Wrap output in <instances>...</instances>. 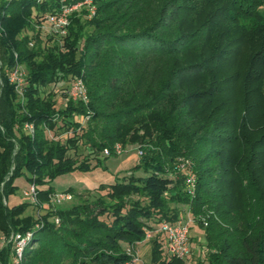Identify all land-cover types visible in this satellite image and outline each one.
<instances>
[{
	"label": "trees",
	"instance_id": "obj_1",
	"mask_svg": "<svg viewBox=\"0 0 264 264\" xmlns=\"http://www.w3.org/2000/svg\"><path fill=\"white\" fill-rule=\"evenodd\" d=\"M81 1L0 0V232L25 231L36 221L31 212L24 213L29 202L5 204L17 189L14 179L22 176L33 184L44 209L39 213L43 225L34 230L21 264H62L68 258L74 264H124L130 256L120 242L134 250L149 224L183 218L180 205L194 217L210 212L203 217L204 226L195 222L204 240L197 264H264V229L242 227L264 221V208L253 207L258 220L236 227L243 208L228 209L222 193L227 184H245L253 191L242 200L264 203V188L256 186L264 184L259 181L264 178L262 164L250 151L264 150V127L249 143L247 157L240 153L247 122L264 119V0H165L142 21L132 11L139 2L91 0L95 13L86 24L90 33H82L72 17L63 37L32 26ZM214 33L225 61L237 60L240 71H226L201 89L189 88L193 80L214 76L223 59L200 53L181 63V54L200 50ZM160 62L167 63L163 76L154 72L153 63ZM15 67L23 73L21 96L9 81ZM74 77L84 84L86 105L57 94ZM57 81L64 85L53 91ZM223 84L237 90L240 110L220 99ZM87 111L91 115L81 122ZM114 144L136 146L141 155L112 184H99L94 195L71 186L54 190L56 176L106 171L104 162L114 156L101 152ZM177 157L193 163L192 193L180 179L164 177L165 166ZM57 192L79 200L51 206L50 196ZM221 214L231 224L212 218ZM192 228L189 239L195 237ZM149 241L146 264H184L164 254L160 236ZM8 249H0L1 260Z\"/></svg>",
	"mask_w": 264,
	"mask_h": 264
},
{
	"label": "rangeland",
	"instance_id": "obj_2",
	"mask_svg": "<svg viewBox=\"0 0 264 264\" xmlns=\"http://www.w3.org/2000/svg\"><path fill=\"white\" fill-rule=\"evenodd\" d=\"M164 1L165 0H142V2H141L140 0H132L131 1L132 4H134V3L136 4V2H139V5H137V8H138L137 11L135 8L136 6L135 5L132 6V11L135 12L134 17L137 18L139 21L149 19V17H152L151 15L153 14V12L157 8L161 7L164 4ZM76 4H80L79 7L77 6L75 8L74 7L72 8V6H75ZM68 7H71V9H72L68 13V16H67L68 17L67 18L68 25L71 21L69 18L72 17V22L75 19L79 20V23L82 26L81 27L82 33L92 32L91 27L89 25L88 26L86 25L89 22V20L94 16V13H95V5L92 3V1L91 0H83L81 2L71 4ZM40 23H41V21H38V20L33 21L32 26L34 27V29L38 30L39 25H41ZM68 25H67V28H68ZM67 28H66V30H67ZM72 28L75 29L74 26ZM201 33L204 34V32H201ZM44 34L49 35L48 33H45V32H44ZM51 35L57 36L56 34H51ZM51 35H49V36H51ZM52 38H54V37H52ZM219 41H218V43H216V37H215V33H214V34L210 35L208 38H206L205 46L202 47L200 50H198V51L191 50L188 53H182L181 54V58H180L181 63H185L187 61H190V60L196 58L198 56V54H200V53H202L203 58L208 57L210 54H212V55L218 54V56H220L223 59V60H219L218 63L216 64V68L213 72L214 76H212V77L210 76L209 78H200V79L193 80L192 83H194V84L188 83L189 88L191 86V87L196 88V89H201L202 87H205L206 85H208V83H210L213 80L218 81V78L220 76H222V74L223 75L227 74L226 71H229L231 73V72H235L234 70H239V66H238L239 62L237 60L234 64L228 63L227 61H225V60H227V59H225L226 55H222V52H224V49H223V46L220 47L221 44ZM54 42L58 43V39H54ZM50 43L51 42H49L47 45L50 46L51 45ZM213 45H216L217 47L213 48L212 47ZM166 66H167V63H163V62H160L159 64L153 63V67L155 68L154 72L157 71V74L159 76H163V74L166 70ZM221 88H223V94L221 95L220 99L225 100V103H227L229 105H231V104L234 105V103H235L236 106L238 107V109L240 110L241 109L240 96H239L237 90L235 89V87L233 88L232 86L230 87V85H224L223 84ZM86 114L87 115H85L84 117H87V119H88L89 115H91V112L87 111ZM263 127H264V119H259V120L256 119L254 122H250L249 124L247 122L246 133H245L246 140L244 142L245 148L244 147L241 148L243 150V152H240V150H239V152L241 154L244 153L246 156V154L248 153L247 149L249 147L248 146L249 143L253 142L255 139H257V137L263 132V129H262ZM130 147L131 148L129 150H125L120 155L114 156V157H109V158H123L126 154L131 153V154H134V156L136 158V162H137L139 157H137L136 152L138 150L134 149L135 147H133V146H130ZM81 148L82 147H80L79 149L83 150ZM255 148L256 149H252L250 147V151L255 153L256 159L258 158L260 160V162L262 164V171L264 173V150H263V148L259 149V147H255ZM244 149H246V153L244 152ZM209 163H207V164H209ZM180 165L183 166L182 169L179 168ZM192 168H193V163H192L191 159L185 158V157H177L174 159V161L171 164L165 166V168H164V170H165L164 175L165 176L164 177L167 178L168 180L180 179V183L183 184V187L187 189V187L185 185L186 183L184 182L185 174L189 172L190 174L193 175V169ZM94 170H95L94 173H97V174H99L100 171H102L101 169H94ZM94 170L89 171L88 174H90V173L93 174L92 172ZM136 174L138 175V174H140V172L138 171ZM119 175H117V176H119ZM76 176H78V175L73 174V173H67V174L56 176L52 180L51 185L53 186L55 191H60L64 188H66L67 186H72L73 188H77L80 184H78V180H77ZM87 176H89V175H87ZM262 180L264 181L263 176L260 178L259 181H262ZM13 184H15L17 186V189L14 193L9 194L6 197V203L5 204L7 205V207H11L13 205H18L21 203L28 202L26 197H24L22 194V191L24 189H26L28 186L27 181L24 179V177L21 176V177L14 179ZM261 185L264 188V184H256L257 187H259ZM194 186H195V184H194ZM227 186H228L227 188L222 189V191H223L222 193L226 192V195H227L225 198L223 196L224 201L227 204L226 207H229L231 205L228 209L233 208V207H234V209H236L240 205L243 208L242 215L239 213V222L237 223V225H234V226L240 228L241 223L243 221H257L258 220L257 217L252 216L253 213H251V212L253 210V207L256 208L259 206L260 208L261 207L264 208L263 201L251 199V202H253V203L252 204L251 203L246 204L244 202V200H242V198L243 199L247 198L245 195H248L249 191H253V189H252L253 187L247 188L245 186V184H227ZM95 189L96 188L89 190L91 195L96 194ZM103 192L104 191H100L99 193L102 194ZM84 193L85 192H82V195L86 196V194H84ZM262 193L264 194L263 189H262ZM133 197H135V196H133ZM248 199H250V197H248ZM77 200H79L78 197L72 196L69 201L63 202V203L56 205V206L65 207V206H68L70 204L77 202ZM241 200H242V202H240ZM42 205L45 206V204H42ZM179 207H181L182 213H183V215H185V206L180 205ZM36 211H39V213H41L44 211V209L31 205V206L26 208L24 213L28 214L31 212L35 216ZM209 213L210 212L208 210H205V212L200 214V216L205 217L207 214L209 215ZM212 218L216 219V221L223 226H226V224H231L228 221V219H231V218H229L228 216L224 217L223 214H221L220 216L218 215L216 218H215V215H212ZM192 227H193L192 232L195 233V237L193 236L190 239L191 249H190L189 254L183 259L184 264H197L198 260L202 256V253H200V250L203 247L204 240L201 237V232H200V229H198L197 224H194ZM242 227L243 228L247 227L248 230H255V231L260 230L261 231L264 229V221L262 220L260 222L253 224V225H246V223H243ZM237 234L238 233H234V235H233V242L234 243L236 242ZM0 237H1V233H0ZM202 240H203V242H202ZM120 246L124 251L127 248H130V246L128 244L123 243V242H120ZM134 250H136V254L141 258V260L144 263H149V261H150V241L148 239H143L142 241H139L138 243H136L134 246ZM163 252H164V254L167 255L166 250H163ZM73 262L74 261L72 259L68 258V259H64L62 264H74Z\"/></svg>",
	"mask_w": 264,
	"mask_h": 264
},
{
	"label": "built area",
	"instance_id": "obj_3",
	"mask_svg": "<svg viewBox=\"0 0 264 264\" xmlns=\"http://www.w3.org/2000/svg\"><path fill=\"white\" fill-rule=\"evenodd\" d=\"M79 5L80 4H76L75 6H72V8L77 6L79 7ZM71 10V7L62 6L58 13L46 16L44 23L39 26L38 30L63 37L66 34V28L68 25L67 16ZM9 81L14 83V89L16 93L21 96L20 94L21 84L23 83V73L18 67L13 68L9 73ZM63 85L64 83L62 81H57L51 85V89L54 91ZM57 94L59 96L65 97L67 100L78 102L82 105H86L88 103L84 84L81 79L76 77L70 79L64 90L58 91ZM61 103L64 102L61 101ZM85 120H87V117H84L81 122H84ZM24 129L31 132L30 125H25ZM130 148V146L122 147L120 144H114L111 150L103 149L101 153L106 157L110 156L111 154H113V156H118ZM134 149L138 150L136 155L139 157L141 155V151L136 146ZM179 168L182 169L183 166L180 165ZM184 182L186 183L185 185L188 191L192 193L194 188V178L189 172L185 174ZM22 194L32 206L39 207L36 197V190L33 184H28L27 188L22 191ZM71 197L72 195L68 192H57L50 196V204L51 206L59 205L63 202L69 201ZM35 218L36 221L30 229L25 231H11L7 235L0 232V249L5 246H8L9 248L6 258L4 260L0 259V264H21L23 252L30 244L34 230L43 225L42 220L39 219V211H36ZM197 220L200 221L203 226L206 224L203 217H194L190 214H185L183 218L174 222L161 221L159 223L149 224L148 227L144 228L143 239L149 240L154 236H160L162 239V249L166 250L167 255H172L178 259H184L189 254L191 249V243L189 239L190 229ZM52 221L54 224L58 223V219L56 217H54ZM125 253L128 254L130 258L124 264H146L136 254V250L127 248ZM200 253H204L203 247L201 248Z\"/></svg>",
	"mask_w": 264,
	"mask_h": 264
},
{
	"label": "crops",
	"instance_id": "obj_4",
	"mask_svg": "<svg viewBox=\"0 0 264 264\" xmlns=\"http://www.w3.org/2000/svg\"><path fill=\"white\" fill-rule=\"evenodd\" d=\"M136 158L134 154H126L123 158H109L104 162V166L106 167V171H100L99 174L92 172L93 174L87 173H79L73 172L78 176V184H80L77 188H75L78 192L82 190H90L93 188H97L99 184H112L113 178L116 175H119L123 172H126L136 164ZM89 175V176H87ZM81 182V183H80ZM72 187V186H71Z\"/></svg>",
	"mask_w": 264,
	"mask_h": 264
}]
</instances>
